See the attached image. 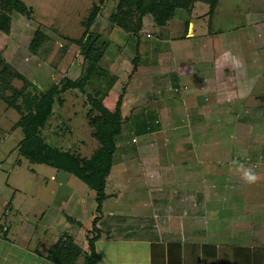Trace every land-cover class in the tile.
Returning a JSON list of instances; mask_svg holds the SVG:
<instances>
[{
	"label": "rangeland",
	"instance_id": "374dc122",
	"mask_svg": "<svg viewBox=\"0 0 264 264\" xmlns=\"http://www.w3.org/2000/svg\"><path fill=\"white\" fill-rule=\"evenodd\" d=\"M24 1L32 9V19L14 13L10 33L0 30V77L12 73L10 64L43 89L65 75L78 78L83 65L79 41L88 30V19L95 13L97 29L105 30L111 5L114 7L116 1ZM214 1L218 5L213 20L206 14L209 4L196 3L191 19L193 30H189L186 39L174 38L185 30L188 15L184 9L177 10L166 26L155 24L152 16H147L141 32L142 58L135 70L132 61L136 55L134 41L127 40V34L119 28L112 33V43L101 63L110 70L108 80L113 76L111 81L114 83L107 84V80L98 88L108 91L102 101L111 110H115L120 96L124 95L121 111L127 121H124L123 139L119 142L106 189L108 193L117 191L120 195L105 201L102 215L106 218L101 221L113 223L121 219L123 224L114 227L100 222L103 235L109 230L118 233L117 236L136 233L138 230L133 228L136 223L130 219L134 214L142 217V223L148 222L145 218L151 216L154 201L150 199L153 195H147L151 194L147 187L163 177V168L158 169V175L154 176L157 178L148 176L141 167L137 170L138 163L131 159L137 157L134 156L135 146L132 152L123 151L125 140L136 130L135 117L130 119L131 113L141 114L147 109L148 102L150 106L172 100V103L177 102V98L167 99L170 95L183 99L182 87H193L196 78H212L207 85L212 86L217 95L211 96L209 102L212 100L217 106L225 104L202 111L208 120L203 119L190 128L191 135L203 143L210 141L206 146L217 149L216 156L219 154V159L223 158L226 169L233 164L235 155L249 157L246 161L249 163L242 165L259 176L257 183L247 185L243 181V185L237 187L232 178L227 181L223 176L214 177L211 181L214 185L210 186L213 213L219 209L228 218L235 217L236 223L240 219L250 222L248 218H259V213L263 215L259 210L261 205L254 204L257 201L264 203V0ZM212 28L215 31L222 29V32L211 33ZM37 29H43L54 41V48L46 58L29 50ZM70 39L76 42L70 44ZM67 44L68 50L63 53L62 48ZM92 81L90 87L96 89L99 81ZM12 83L23 86L19 79H13ZM161 85L168 88L160 94ZM180 86L179 93L169 89ZM77 92L76 89L63 92V103L56 106L59 115V121L54 122L58 126L57 133H50L54 136L50 141L89 157L100 144L92 135L94 129L86 115V100ZM7 94L10 95V91ZM19 118L16 110L8 109L0 100V222L9 228L7 237L0 235V264H53L45 260L42 253L46 254L47 244L54 243L65 231L75 235L77 242L88 248L89 230L94 218L101 215L97 211L96 192L69 172L22 156L17 147L24 133L21 128H13ZM156 136L157 141L151 136V142L154 147L158 145L165 163L177 159L174 151L179 146V138L174 132L160 130ZM165 136H169L167 142ZM137 145H142V139ZM168 148L170 153H167ZM152 150L149 146L150 156L154 155ZM175 174L170 176L174 185L178 182ZM68 216L73 219L69 220ZM201 238L205 240L206 237Z\"/></svg>",
	"mask_w": 264,
	"mask_h": 264
},
{
	"label": "crops",
	"instance_id": "0c3cea01",
	"mask_svg": "<svg viewBox=\"0 0 264 264\" xmlns=\"http://www.w3.org/2000/svg\"><path fill=\"white\" fill-rule=\"evenodd\" d=\"M189 30H193V23L190 24ZM191 36L194 37V35ZM195 58L203 60L201 57L196 56ZM206 78H196V84L193 87H187V85L182 87L183 99H178L173 95L167 98H177L175 103H172L173 100L154 106H150L149 102L146 103L147 111L144 117L151 122L155 118L160 126L155 131L143 135L132 132L129 139L125 140L126 145L123 151L132 152L134 146L128 144L131 139L133 141L135 138L137 141L134 156L137 157L133 156L134 158L131 159L133 163H138L137 170L141 167L140 170L147 172L148 176L157 178L154 176L158 175V169L163 168L161 180L147 187L148 192L151 193L147 195H153L150 198L154 201L151 211L153 215H147L145 219H148V222L143 223L141 222L142 217L138 214L131 216L130 219L136 223L133 227L138 230L136 233L131 232L125 236L123 234H121L123 236H117L118 233L115 234L111 230L107 232V235L101 233L102 236L97 242V250L102 253V259L98 264H264L263 201H257L258 203L254 204L261 205L259 210L263 211L262 216L261 213H259V218L251 216L248 218L250 222L239 218L240 221L237 223L235 217L228 218L219 209L214 214V208L210 205L212 200L210 186L214 185L211 182L212 179L223 176L230 181L229 179L232 178L231 181L235 187L242 186L243 170L238 171L235 164L226 169L223 158L219 159V154L216 156L217 149L206 146L210 141L207 140L205 144L191 135L190 128L193 129L203 119L208 120L202 111H210L225 104L217 106L212 103V100L209 102V98L211 96L215 98L217 92L212 86L207 85L212 78L208 77L210 80ZM167 88L161 85L159 93H164ZM169 89L179 93L181 86L180 88L169 87ZM134 114L133 111L130 118ZM185 116H188V119H185ZM186 120L189 121L186 123ZM160 130L172 131L175 137L179 138V146L174 151L177 153V159L172 160L173 162L165 163L158 145L154 147L155 144L151 142V136L157 141L156 133ZM141 139L142 145L138 146ZM168 140L169 136H165L164 141ZM149 146L153 149L154 155L150 156ZM167 151V153L171 152L169 148ZM245 158L247 157H243L244 160H242L240 156L235 155L233 161L238 160L240 164H246ZM231 163L232 161L229 162ZM173 173H177L175 174L178 180L176 185L170 177ZM111 193H108L110 197L120 195L117 191ZM104 218L106 217L103 216L102 220ZM107 219L112 220L108 217ZM104 222L114 227H116L114 224H123L121 219L113 223L110 221L102 223ZM254 229L259 231L253 232ZM201 237L206 238L203 240Z\"/></svg>",
	"mask_w": 264,
	"mask_h": 264
},
{
	"label": "trees",
	"instance_id": "16d2710c",
	"mask_svg": "<svg viewBox=\"0 0 264 264\" xmlns=\"http://www.w3.org/2000/svg\"><path fill=\"white\" fill-rule=\"evenodd\" d=\"M114 1H116V5L114 7L111 5L110 14L107 17L108 26L105 30L99 31L97 29V15L95 13H92L88 19V30L79 41V52L83 57V65L78 78L65 75L59 81L43 89L21 71L14 70L10 64L8 66L12 73L6 77H0L2 81L0 100L6 103L8 109H14L20 115L13 128H21L24 133V137L17 147L22 156L32 162L52 165L59 170L69 172L80 178L96 192L97 211L101 215L94 218L92 228L89 230L88 249L77 242L75 235L65 231L54 243L47 244L46 254L42 253L45 260L53 264H98L102 259V253L97 250V242L102 236V228L99 224L102 222L104 203L111 196L106 191L108 178L114 167L115 156L120 148L119 142L123 139L121 136L127 121L123 119L121 111L124 95L120 96L115 110H111L102 101L108 91L98 88L101 86L100 83L107 81L110 75V70L108 67H104L101 61L112 43L113 31L119 28L127 34V40L134 41L136 55L132 61L135 64V70L142 58L140 50L141 32L147 16H152L155 24L166 26L168 21L174 18L177 10L184 9L188 15L185 19V30L174 36L175 39L180 40L189 38V27L193 23L191 19L196 3L209 4L210 9L206 14L210 15V20L214 19V11L218 5L214 0ZM14 13H19L29 20L32 19V9L24 0H0V30L7 34L10 33ZM216 31L222 32V29ZM216 31L212 28L211 33ZM69 42L72 44L76 40L70 39ZM53 48L54 41L50 39V35L43 29H37L29 44V50L36 56L46 58L51 54ZM62 50L63 53L67 52L68 44ZM92 78L99 81L96 89L90 87L93 82ZM112 78L113 76L106 83L113 82L111 81ZM13 79L23 81V86H15L12 83ZM70 89L78 90L77 93L85 98L86 115L89 124L94 129L92 135L100 144L89 157L80 152L65 149L60 144H54L50 141L54 138L53 135L57 133L56 128L58 126L54 124L55 121H59L56 106L58 103H63L62 94ZM8 91H10V95L7 94ZM146 111L144 109L141 114L136 113L133 116L135 117V122L133 121L136 128L135 134L143 135L153 132L160 126L157 123L159 121L156 122L155 118L151 122L148 121L147 117H144ZM133 117L132 119H134ZM134 139L133 141L131 139L130 144L136 147L137 139ZM247 158L245 161L249 159ZM68 218L69 220L73 219L69 216ZM5 227L0 222V235L7 237L9 228ZM2 232L6 233L1 234Z\"/></svg>",
	"mask_w": 264,
	"mask_h": 264
},
{
	"label": "clouds",
	"instance_id": "9594fccd",
	"mask_svg": "<svg viewBox=\"0 0 264 264\" xmlns=\"http://www.w3.org/2000/svg\"><path fill=\"white\" fill-rule=\"evenodd\" d=\"M233 164L237 166L238 171L243 170L241 178L245 182V184L253 185L258 182L259 176L253 169L244 168V166L240 164L238 161H233Z\"/></svg>",
	"mask_w": 264,
	"mask_h": 264
},
{
	"label": "built area",
	"instance_id": "2783aa9c",
	"mask_svg": "<svg viewBox=\"0 0 264 264\" xmlns=\"http://www.w3.org/2000/svg\"><path fill=\"white\" fill-rule=\"evenodd\" d=\"M135 140V139H134Z\"/></svg>",
	"mask_w": 264,
	"mask_h": 264
}]
</instances>
